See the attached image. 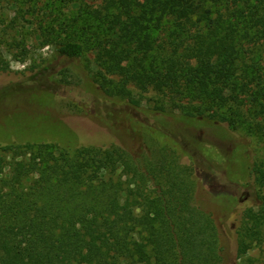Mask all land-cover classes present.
<instances>
[{
	"label": "trees",
	"instance_id": "1",
	"mask_svg": "<svg viewBox=\"0 0 264 264\" xmlns=\"http://www.w3.org/2000/svg\"><path fill=\"white\" fill-rule=\"evenodd\" d=\"M103 1L99 18L88 14L81 28L78 19L68 25L70 38L53 45L32 85L57 76L68 85L71 70L57 74L54 64L82 60L85 45L75 37L100 30L101 57L115 73L196 103L155 106L160 128L135 124L164 145L143 160L118 145H0L8 155L0 156V264H227V238L195 204L194 169L183 163L186 153L165 116L246 127L264 138V0ZM162 32L167 46L156 48ZM0 72H12L2 56ZM92 80L115 104L144 112L103 74ZM250 174L264 185V162ZM242 219L236 259L264 242V207L258 214L247 208Z\"/></svg>",
	"mask_w": 264,
	"mask_h": 264
},
{
	"label": "rangeland",
	"instance_id": "2",
	"mask_svg": "<svg viewBox=\"0 0 264 264\" xmlns=\"http://www.w3.org/2000/svg\"><path fill=\"white\" fill-rule=\"evenodd\" d=\"M104 4L103 0H0V56L12 67L10 73L0 72V145L48 143L69 150L118 145L143 160L164 145L140 132L135 124L160 128L163 116L152 110L157 105L164 104L169 110L174 104L195 105L187 96L115 73L109 59L101 57L100 30L98 36L92 31L86 37H75L85 45L82 60L54 64L57 74L64 67L71 70L68 85L59 82L61 76L38 87L32 85L33 70L49 64L53 45L70 38L68 25L78 19L81 28L88 14L99 18ZM158 40L156 48L167 46L165 32ZM149 47L146 41L145 50L151 52ZM97 74L141 101L144 112L107 99L93 84ZM115 97L122 99L119 93ZM165 118L186 153L183 163L194 169L195 204L213 216L227 238V264H264V242L255 244L245 259L235 256V234L244 211L253 208L258 214L264 207V185L256 184L250 174L255 165L264 162V138L249 133L246 127L233 130L226 124L191 123L179 115ZM0 156L8 155L0 151ZM2 174L0 169V177Z\"/></svg>",
	"mask_w": 264,
	"mask_h": 264
}]
</instances>
